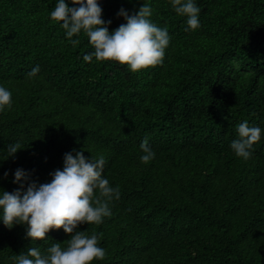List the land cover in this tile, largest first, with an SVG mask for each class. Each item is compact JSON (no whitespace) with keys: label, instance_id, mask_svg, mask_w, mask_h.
Wrapping results in <instances>:
<instances>
[{"label":"trees","instance_id":"obj_1","mask_svg":"<svg viewBox=\"0 0 264 264\" xmlns=\"http://www.w3.org/2000/svg\"><path fill=\"white\" fill-rule=\"evenodd\" d=\"M57 2L0 0V84L13 100L0 113V191L19 187L17 168L45 183L66 152L103 156L121 195L102 224L79 226L103 233L106 256L91 264H264V135L247 161L230 147L239 124L264 129V0H197L201 27L187 32L169 0H147L172 39L162 65L137 72L85 62L95 49L50 18ZM99 2L111 32L126 23L121 7L131 14L144 0ZM145 137L156 153L148 164ZM70 238L61 228L31 240L24 225L0 222V264Z\"/></svg>","mask_w":264,"mask_h":264},{"label":"clouds","instance_id":"obj_2","mask_svg":"<svg viewBox=\"0 0 264 264\" xmlns=\"http://www.w3.org/2000/svg\"><path fill=\"white\" fill-rule=\"evenodd\" d=\"M69 2L58 0L50 18L62 22L60 26L70 40L81 32L87 35L95 51L83 55L85 62L91 63L94 58L116 61L127 65L132 72L164 63L172 37L167 27L161 28L152 22L153 8L147 0L131 14L121 7L116 15L126 23L111 32L112 21L103 19L99 0ZM169 3L178 15L187 18L186 32L201 27V8L197 0H169ZM78 43L72 40L73 45ZM39 72L37 65L27 75L36 77ZM12 103V91L0 84V113L11 108ZM237 132L239 138L230 147L237 157L247 161L253 155L254 144L264 135V129L250 127L245 121L239 124ZM20 149L18 143L9 145L7 158H15ZM140 149L143 153L141 163L148 164L155 159L156 153L148 137L141 142ZM105 164L103 156L86 157L83 151L73 149L64 154L63 168L49 173L51 180L48 182L29 181L26 170H14L12 182L19 187L12 192L0 191V222L9 230L24 225L26 237L31 240H44L52 229L61 228L71 236L66 247L57 242L46 253L39 248H29L26 253L12 257L14 264H91L105 258L106 249L99 246L103 233L88 235L79 230L81 224H102L105 217L112 215L110 204L120 199L119 187H113L104 177ZM8 176L9 171H5L3 178Z\"/></svg>","mask_w":264,"mask_h":264}]
</instances>
